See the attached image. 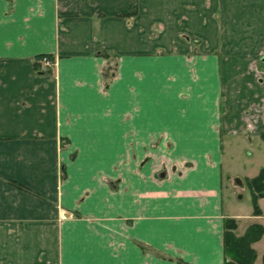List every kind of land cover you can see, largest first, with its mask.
Returning <instances> with one entry per match:
<instances>
[{
	"label": "crops",
	"instance_id": "crops-1",
	"mask_svg": "<svg viewBox=\"0 0 264 264\" xmlns=\"http://www.w3.org/2000/svg\"><path fill=\"white\" fill-rule=\"evenodd\" d=\"M257 71L264 0H0V264H224Z\"/></svg>",
	"mask_w": 264,
	"mask_h": 264
},
{
	"label": "trees",
	"instance_id": "trees-1",
	"mask_svg": "<svg viewBox=\"0 0 264 264\" xmlns=\"http://www.w3.org/2000/svg\"><path fill=\"white\" fill-rule=\"evenodd\" d=\"M245 182L251 193L253 214L260 215L262 211L259 206V199L264 198V166L261 167L256 176L247 178ZM14 183L19 188H23L21 184ZM236 228L237 224L234 219L230 218L225 221L224 264H254L257 258V252L253 248V243L262 238L264 235V227L259 223H254L241 236L235 233ZM262 260L264 264V254Z\"/></svg>",
	"mask_w": 264,
	"mask_h": 264
},
{
	"label": "rangeland",
	"instance_id": "rangeland-1",
	"mask_svg": "<svg viewBox=\"0 0 264 264\" xmlns=\"http://www.w3.org/2000/svg\"><path fill=\"white\" fill-rule=\"evenodd\" d=\"M257 64H259V59L257 60ZM256 77L258 78V80L260 79V80H264V76L263 75H261V74H259V71H257V75H256ZM259 145H254L253 146V148H257ZM249 159V157L247 156V151H245L244 153H242V157H241V165H242V170L244 169V170H248V167H249V164H248V160ZM259 163V160H255V161H253V163H251V165L252 164H258ZM262 166V165H261ZM264 166V165H263ZM262 166V167H263ZM260 168V167H259ZM250 190H249V188H248V186L246 185L245 186V190L241 193V195L243 194V198H239V201L243 204V205H247V207H249V208H252L253 209V201H252V197H251V195H250V192H249ZM246 207V208H247ZM261 208V207H260ZM244 210V209H243ZM261 214H262V212H261ZM260 214V215H261ZM262 259H263V257H262ZM258 263H259V259H258ZM261 264H262V261H261Z\"/></svg>",
	"mask_w": 264,
	"mask_h": 264
},
{
	"label": "built area",
	"instance_id": "built-area-1",
	"mask_svg": "<svg viewBox=\"0 0 264 264\" xmlns=\"http://www.w3.org/2000/svg\"><path fill=\"white\" fill-rule=\"evenodd\" d=\"M41 62H42V68L43 69H48L50 67H53L54 65H56V60L49 57V56H44L42 57L41 59Z\"/></svg>",
	"mask_w": 264,
	"mask_h": 264
}]
</instances>
